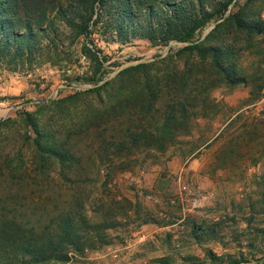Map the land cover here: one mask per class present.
<instances>
[{"label": "rangeland", "instance_id": "rangeland-1", "mask_svg": "<svg viewBox=\"0 0 264 264\" xmlns=\"http://www.w3.org/2000/svg\"><path fill=\"white\" fill-rule=\"evenodd\" d=\"M132 1L140 7L154 2ZM189 1L187 16L199 11L197 0ZM71 2L46 0L42 26L50 30L40 34L41 49L23 56L12 46L0 52V119L16 120L1 140L0 155L19 145L14 139L26 111L48 121L55 140L67 135L65 145L79 160L64 172L53 163L42 185L7 179L0 170V215L13 214L22 232L35 235L76 205L114 222L98 237L89 235L90 248L65 246V260L35 262L6 249L0 264H264V0H231L222 18L193 37L201 42L230 12L263 24L257 36L228 19L204 40L225 48L224 66L243 77L237 84L225 82L207 59L200 64L187 53L173 59L186 43L153 45L130 30L135 22L119 30L97 22L83 37L55 15ZM224 2L201 0L200 11ZM159 14L154 35L160 34ZM165 56L173 60L158 62ZM96 61L103 73L94 84ZM140 63L145 65L128 73V84L114 82L110 97L98 92L107 112L93 119L98 104L89 89ZM143 75L151 78L145 88ZM57 99L63 100L50 103ZM171 101L174 117L163 128Z\"/></svg>", "mask_w": 264, "mask_h": 264}, {"label": "trees", "instance_id": "trees-1", "mask_svg": "<svg viewBox=\"0 0 264 264\" xmlns=\"http://www.w3.org/2000/svg\"><path fill=\"white\" fill-rule=\"evenodd\" d=\"M230 2L231 0H226L214 11L207 12L200 11L202 3L201 0H197L199 11L197 13L196 10L193 13L189 12L187 16L183 14V10L184 5H192L189 0H154L153 3H145L143 7L132 0H117L116 3L112 0H73V3L71 2L63 8L57 7L55 15L60 18L64 26L83 37L91 33L92 27L97 22H101L102 27L106 29L114 27L115 30L135 22V26L130 30L138 31L153 45L166 44L170 40L186 43L173 52V59L180 58L183 53L191 55L193 59H198L200 64H203L204 59H207V64L216 74L218 72L223 77L225 76V82L237 84L243 82V77L239 78L224 66L225 48L220 45H209L204 40L209 39L210 36H216L215 29L228 19L237 28L257 36L263 34V24L259 21L244 19L236 12H230L222 22L213 26L201 42H195L193 39L194 34L207 23L222 18ZM46 8V0H0V52L10 51L12 46L15 55L23 56L36 49H41L43 45L39 44L40 34L50 30V27L46 28L48 25L42 26V22L46 20ZM158 13H160V17L157 25L160 26V34L154 35L155 29L152 27V21ZM93 14H95V18L91 20ZM183 20H187L186 23H183ZM173 59L165 56L158 62L162 64L163 61L170 62ZM96 62L98 63L96 68L98 74L91 79L94 84L100 80L103 73L102 70L99 71L100 62ZM144 65V63H140L123 68L108 81L89 89L96 94L98 104L97 108H92L93 119L97 120L107 112L103 108V101L98 98V92L104 89L105 95L110 97L111 92H107V90L111 89L115 81L119 80L121 84H128L126 83L130 80L128 73ZM126 73L127 75L123 77ZM149 81H151L149 76H142L143 88L147 87ZM62 100L57 99L50 103L58 104ZM187 106L186 103H183L182 110L186 111ZM165 108L163 128L168 127L173 120L176 110L174 101L167 103ZM14 121L16 120L10 117L0 119V129H2L0 143L9 133V124ZM19 122L23 129L17 133L16 139H14L19 145L15 148L8 146L7 150L0 155L2 156L1 162H3L0 170L7 179L14 178L19 182L42 185L44 179L48 178L53 163L58 165L61 172L72 170L74 168L72 166L77 165L79 158L65 145L64 141L67 135H64L65 137L61 140H55L54 131L50 129L48 121L40 123L36 115L26 111L19 117ZM135 138L131 135V140ZM7 195L11 194L7 193ZM12 208L8 207V211H12ZM57 215L53 225L45 227L44 229L47 230H41L38 235H35L33 231L28 234L25 231L22 232L19 228V220L13 214L9 215V218L0 215V256L6 254V249H10L22 256H31L35 262H43L48 259L65 260L67 255L62 251L65 246L75 250H81L84 247L90 248L92 242L89 235L94 233L98 237L100 230L109 228L114 222L113 217L99 220L92 215H86L81 210V205H76L73 209H65Z\"/></svg>", "mask_w": 264, "mask_h": 264}]
</instances>
